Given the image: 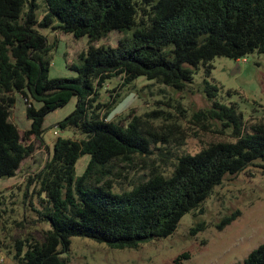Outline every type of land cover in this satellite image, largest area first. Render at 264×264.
I'll return each mask as SVG.
<instances>
[{"label": "trees", "instance_id": "trees-1", "mask_svg": "<svg viewBox=\"0 0 264 264\" xmlns=\"http://www.w3.org/2000/svg\"><path fill=\"white\" fill-rule=\"evenodd\" d=\"M50 27L88 36L81 62L68 65L76 76H48L54 43L40 29ZM112 30L125 34L115 46L93 44ZM253 52H264V0H0V179L15 176L33 153L27 141L42 140L46 115L76 97L72 111L53 124L71 135H57L49 159L29 177L44 194L43 209L34 211L51 227L41 238L14 240L9 254L16 264H65L60 255L72 236L112 249H136L166 237L224 176L264 161V124L245 128L236 105L219 101L218 86L204 80L210 107L193 117L217 120L234 140L210 142L195 153L157 146L158 162L147 165L131 188L117 191L109 175L121 163L154 153L157 135L144 129L148 119L132 109L110 119V102L99 100V88L109 79L118 78L123 87L142 76L182 89L200 65L208 72L216 56L237 60ZM18 98L28 120L23 136L9 119ZM84 154L89 159L76 175ZM238 214L225 216L218 227ZM243 264H264V242Z\"/></svg>", "mask_w": 264, "mask_h": 264}, {"label": "rangeland", "instance_id": "rangeland-1", "mask_svg": "<svg viewBox=\"0 0 264 264\" xmlns=\"http://www.w3.org/2000/svg\"><path fill=\"white\" fill-rule=\"evenodd\" d=\"M40 5L38 17L43 12ZM40 30L49 43H54L48 76H76L77 73L68 65L81 62L80 53L88 46V36L74 37L51 27ZM123 35V32L112 30L93 44L115 46ZM210 64L208 72L204 65H200L193 82L182 89L142 76L123 87L118 78L109 79L99 88V100L111 104L110 119L118 120L119 116L132 109L133 114L148 119L144 129L157 135L151 146L154 153L121 163L109 175L110 181H115V190L131 188V183L147 171V165L158 162L157 146L167 145L172 152L195 153L210 142L234 140L217 120H196L193 117L195 112L210 107L204 92V80L218 86L219 101L236 105L242 113L245 128L256 122L264 124V52H253L237 60L216 56ZM75 102L76 97L73 96L64 106L46 115L42 140L31 137L27 141L33 143V153L22 161L15 176L0 179L2 264H16L9 254L16 238L25 235L41 238L42 231L51 227L49 221L41 220L34 211L43 209L45 203L40 199L44 194L38 193V185L29 181V177L49 159L56 137L53 131H60L62 136L71 135V131H62L53 124L71 112ZM24 107L22 98H18L9 115L22 136L28 127ZM151 111L155 112L153 118L145 116ZM88 159V154L79 157L76 175L83 172ZM237 210L239 214L235 219L218 227L225 216ZM262 242L264 161H256L237 174L224 176L210 195L196 209L185 213L174 232L166 237L153 239L136 249H112L86 237L72 236L69 250L60 256L65 264H243L249 252Z\"/></svg>", "mask_w": 264, "mask_h": 264}, {"label": "built area", "instance_id": "built-area-1", "mask_svg": "<svg viewBox=\"0 0 264 264\" xmlns=\"http://www.w3.org/2000/svg\"><path fill=\"white\" fill-rule=\"evenodd\" d=\"M53 133H54V135H59V133H60V131H58V130H54L53 131ZM3 261H4V257L2 256V255H0V264H2L3 263Z\"/></svg>", "mask_w": 264, "mask_h": 264}]
</instances>
